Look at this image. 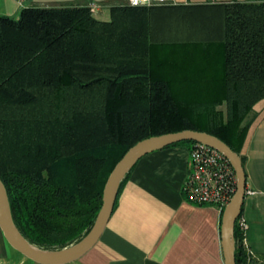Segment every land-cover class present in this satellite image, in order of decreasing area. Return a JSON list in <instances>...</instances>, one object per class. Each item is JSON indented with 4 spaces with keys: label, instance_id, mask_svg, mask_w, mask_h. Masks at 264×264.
I'll use <instances>...</instances> for the list:
<instances>
[{
    "label": "trees",
    "instance_id": "obj_1",
    "mask_svg": "<svg viewBox=\"0 0 264 264\" xmlns=\"http://www.w3.org/2000/svg\"><path fill=\"white\" fill-rule=\"evenodd\" d=\"M262 100L264 1L119 5L106 21L85 5L0 15V179L12 220L38 248L79 241L115 164L155 135L204 131L243 164L245 120ZM234 248L248 264L236 224Z\"/></svg>",
    "mask_w": 264,
    "mask_h": 264
},
{
    "label": "crops",
    "instance_id": "obj_2",
    "mask_svg": "<svg viewBox=\"0 0 264 264\" xmlns=\"http://www.w3.org/2000/svg\"><path fill=\"white\" fill-rule=\"evenodd\" d=\"M262 2L264 0H230ZM182 2V1H181ZM91 6L100 20L122 0H0V15L16 19L25 7ZM241 149L246 175L241 209L247 229L248 264H264V100ZM190 170L189 146L174 145L143 155L122 180L113 210L97 241L64 264H225L222 212L186 201L182 187ZM0 264H38L0 245Z\"/></svg>",
    "mask_w": 264,
    "mask_h": 264
},
{
    "label": "water",
    "instance_id": "obj_3",
    "mask_svg": "<svg viewBox=\"0 0 264 264\" xmlns=\"http://www.w3.org/2000/svg\"><path fill=\"white\" fill-rule=\"evenodd\" d=\"M181 141H193L214 148L230 162L234 169L236 189L222 211L220 235L225 264H236L234 228L236 220L241 214L245 196L246 175L244 166L239 154L224 141L210 133L190 129L151 136L131 146L115 164L105 182L101 207L90 230L79 241L58 250L40 249L21 234L12 220L7 190L0 179V230L4 239L13 249L38 264H64L79 258L97 241L102 233L113 210L119 186L131 167L143 155Z\"/></svg>",
    "mask_w": 264,
    "mask_h": 264
},
{
    "label": "built area",
    "instance_id": "obj_4",
    "mask_svg": "<svg viewBox=\"0 0 264 264\" xmlns=\"http://www.w3.org/2000/svg\"><path fill=\"white\" fill-rule=\"evenodd\" d=\"M24 0H20L23 2ZM230 0H122V5H216L230 3ZM93 11V7L89 6ZM190 170L183 183V193L187 202L194 205H210L221 212L230 201L236 189V175L230 162L214 148L194 142L189 147ZM238 231L242 234L244 246L247 224L240 215L236 220Z\"/></svg>",
    "mask_w": 264,
    "mask_h": 264
},
{
    "label": "rangeland",
    "instance_id": "obj_5",
    "mask_svg": "<svg viewBox=\"0 0 264 264\" xmlns=\"http://www.w3.org/2000/svg\"><path fill=\"white\" fill-rule=\"evenodd\" d=\"M175 1H177V2H181V1H183V0H175ZM97 18V17H96ZM256 106V105H255ZM255 106L253 107V109H252V111L247 115V118H246V120H245V122H249V123H251L252 124V122H253V120H254V118H255ZM221 109H224V106H221L220 107ZM244 122V123H245ZM6 240L4 239V237H3V234H2V232H1V230H0V245L2 244V243H4ZM40 249H44V250H49V251H51V250H58V249H60V247L59 246H54V247H50V248H48V247H40Z\"/></svg>",
    "mask_w": 264,
    "mask_h": 264
},
{
    "label": "snow or ice",
    "instance_id": "obj_6",
    "mask_svg": "<svg viewBox=\"0 0 264 264\" xmlns=\"http://www.w3.org/2000/svg\"><path fill=\"white\" fill-rule=\"evenodd\" d=\"M134 2H135V0H134Z\"/></svg>",
    "mask_w": 264,
    "mask_h": 264
}]
</instances>
